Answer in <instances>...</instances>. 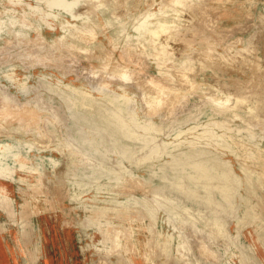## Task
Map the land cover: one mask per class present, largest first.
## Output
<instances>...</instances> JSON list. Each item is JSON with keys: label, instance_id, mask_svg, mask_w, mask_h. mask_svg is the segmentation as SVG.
I'll return each mask as SVG.
<instances>
[{"label": "rangeland", "instance_id": "374dc122", "mask_svg": "<svg viewBox=\"0 0 264 264\" xmlns=\"http://www.w3.org/2000/svg\"><path fill=\"white\" fill-rule=\"evenodd\" d=\"M0 264H264V0H0Z\"/></svg>", "mask_w": 264, "mask_h": 264}]
</instances>
